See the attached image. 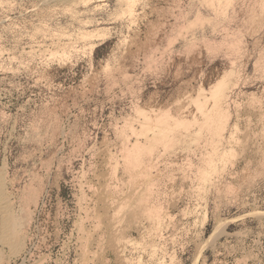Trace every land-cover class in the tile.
Here are the masks:
<instances>
[{
    "label": "rangeland",
    "instance_id": "obj_1",
    "mask_svg": "<svg viewBox=\"0 0 264 264\" xmlns=\"http://www.w3.org/2000/svg\"><path fill=\"white\" fill-rule=\"evenodd\" d=\"M218 1L0 0V187L29 212L6 264H264V0ZM221 79L215 169L198 141L129 166Z\"/></svg>",
    "mask_w": 264,
    "mask_h": 264
},
{
    "label": "bare ground",
    "instance_id": "obj_2",
    "mask_svg": "<svg viewBox=\"0 0 264 264\" xmlns=\"http://www.w3.org/2000/svg\"><path fill=\"white\" fill-rule=\"evenodd\" d=\"M226 1L219 0L218 2L219 3L221 2L220 5L222 4L223 6V3H225ZM206 3H210L209 5L213 6L212 0H208V2L206 0ZM222 82L224 83L223 79L219 80L217 83H215L209 88L211 92V97H214V102L211 107H208L206 105L207 103L206 101L203 103L202 100L200 101L199 99L198 107L202 111V117L200 118L198 117V118H194L193 120L190 119L189 121H187L184 118H181V117L178 118V116L177 117L171 116L172 120H170L171 119L170 114H167V113L162 114V115H156L154 117L151 116L153 118H150L149 120L146 121L147 126L145 127L144 130H142L143 131L142 133L145 135V138H146L144 143L141 144L138 141L136 143L134 142L135 144H133L132 148L128 150L127 160H128L129 166H134V167L140 166L145 161L147 155L151 156L152 155L151 152L153 151L154 146L157 144V143L155 144V142H159V144L160 142H162L164 143L163 145L165 146H167L168 144H169L168 146L170 145L172 146V144H175V143L181 144L185 142L190 143L191 141H198L197 143L200 145V147L201 146L207 147L208 145L210 146L211 151L209 150L207 152L204 151L203 154L207 155V158H206L207 168L206 169L214 168L216 166V161L218 159L224 158V156L226 155V154L224 155V153L226 152H222L220 149V141H223L222 139L226 132L225 130H228L229 127L231 126L230 124H228L230 112L228 113L229 110L227 111L226 110L227 107L225 108V102L229 99L228 97L230 94L228 95L229 92L228 91H227L228 93L226 92V87L221 86ZM149 131H152L150 135H149ZM156 146H158V144ZM204 171H207V170H204ZM201 176H202L201 179L204 182L208 181L209 175L207 173H202ZM2 184L4 183L2 182ZM1 186L2 187H0V213H1L0 215V245H1L0 264H6L13 257L18 256V254H20V251L22 250L25 244L24 239H26L25 238L26 234L24 230L26 229L24 228H25V225L26 226L28 225L27 220L29 219L28 217L29 212L27 211L28 207L26 209L22 207L20 210L21 212H19L18 214L16 213V211L14 212L11 206L12 202L8 198L7 193L4 191L3 185ZM33 189L34 188H32L29 192L24 194V197H22L21 199L22 203L20 204L25 205V203L31 202L33 200L34 196L36 195L35 194L36 189H34L35 191ZM145 211L143 210L142 212L143 214L145 213L146 215L147 211L146 212ZM115 246L118 250L120 249V246L118 243L117 245L115 244ZM4 249L7 251L6 252L2 251Z\"/></svg>",
    "mask_w": 264,
    "mask_h": 264
}]
</instances>
